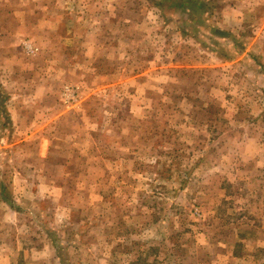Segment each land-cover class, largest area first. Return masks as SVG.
Wrapping results in <instances>:
<instances>
[{"label": "rangeland", "instance_id": "rangeland-1", "mask_svg": "<svg viewBox=\"0 0 264 264\" xmlns=\"http://www.w3.org/2000/svg\"><path fill=\"white\" fill-rule=\"evenodd\" d=\"M0 138V264H264V0H0Z\"/></svg>", "mask_w": 264, "mask_h": 264}, {"label": "crops", "instance_id": "crops-1", "mask_svg": "<svg viewBox=\"0 0 264 264\" xmlns=\"http://www.w3.org/2000/svg\"><path fill=\"white\" fill-rule=\"evenodd\" d=\"M13 100H14V98H13ZM10 118H12V120H16V119H19L20 117H19V115L18 114H12L11 115V117ZM15 123H16V121H15ZM7 148V146H6V143L4 142V140H2L1 138H0V153H3L4 154V152H7L6 149ZM15 179H17V178H15ZM2 184H7L8 182L7 181H5V180H2V182H1ZM8 190V189H7ZM6 193H9V192H6ZM5 193V194H6ZM6 198H4V195H3V193H1L0 192V225H1V227H2V225H3V218L4 217H6V215L8 214L6 211H10V210H8V209H11L10 207V203H8V202H5L6 200H8L9 198L7 197V199L5 200ZM16 214V213H15ZM1 243H3V244H5V241H1ZM58 258L57 257H55V259L54 258H51V260H52V262H56V263H58L57 260ZM2 262H3V258H2V260H1ZM0 261V262H1Z\"/></svg>", "mask_w": 264, "mask_h": 264}, {"label": "trees", "instance_id": "trees-1", "mask_svg": "<svg viewBox=\"0 0 264 264\" xmlns=\"http://www.w3.org/2000/svg\"><path fill=\"white\" fill-rule=\"evenodd\" d=\"M187 3H188V2H187ZM159 5H160V4H159ZM178 6H179L180 8H185V7H186V3H185V2L180 3V4H178ZM60 258H61L62 264H67V262H66V260L64 259L63 256H61Z\"/></svg>", "mask_w": 264, "mask_h": 264}]
</instances>
